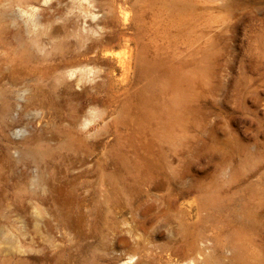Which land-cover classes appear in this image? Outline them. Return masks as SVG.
Returning <instances> with one entry per match:
<instances>
[{"label": "rangeland", "instance_id": "rangeland-1", "mask_svg": "<svg viewBox=\"0 0 264 264\" xmlns=\"http://www.w3.org/2000/svg\"><path fill=\"white\" fill-rule=\"evenodd\" d=\"M46 2L0 0V264H264V0Z\"/></svg>", "mask_w": 264, "mask_h": 264}, {"label": "bare ground", "instance_id": "bare-ground-1", "mask_svg": "<svg viewBox=\"0 0 264 264\" xmlns=\"http://www.w3.org/2000/svg\"><path fill=\"white\" fill-rule=\"evenodd\" d=\"M46 1H48V2H46V3H48L49 5L52 4L53 1H56V2H57V0H46ZM84 1H89V0H84ZM86 5H87V4H86ZM61 8H62V7H61ZM77 12H78V11H77ZM79 16H80V15H79ZM87 16H88V15H87ZM93 25H94V26L98 25V22H94ZM69 74H70V73H69ZM72 74H73V73H72ZM69 76H70V75H69ZM70 77H71V76H70ZM71 78H72V77H71ZM85 89H86V88H85ZM86 90H87V89H86ZM38 121H40V120H38ZM48 185H49V184H48ZM155 188H156V187H155ZM56 189H57V188H56ZM56 189H55V190H56ZM157 190H158V189H157ZM62 191H63V190H62ZM62 191H61V192H62ZM56 192H57V190H56ZM58 192H60V191H58ZM54 193H55V192H54ZM62 193H63V192H62ZM56 194H57V193H56ZM59 194H60V193H59ZM57 195H58V194H57ZM154 196H155V195H154ZM53 198H54V197H53ZM56 199H57V198H56ZM61 200H62V199H61ZM70 210H71V209H70ZM70 210H69V211H70ZM67 211H68V210H67ZM65 212H66V211H65ZM52 221H53V220H52ZM71 222H72V221H71ZM79 222H80V221H79ZM59 224H60V223H59ZM61 224H62V223H61ZM75 224H76V223H75ZM57 225H58V224H57ZM58 226H59V225H58ZM61 226H62V225H61ZM76 226H77V225H76ZM76 226H75V227H76ZM73 227H74V225H73ZM62 228L64 229V226H63ZM57 229H58V228H57ZM125 231H126V230H125ZM55 232H56V231H55ZM57 232H58V230H57ZM59 233H60V232H59ZM65 233H66V232H65ZM61 234H62V233H61ZM59 235H60V234H59ZM94 237H95V236H94ZM50 254H51V253H50ZM127 258H128V257H127ZM131 258H132V256H131ZM131 258H130V260H131ZM44 260H45V259H44ZM126 261H127V260H126ZM128 262H129V260L127 261V263H128ZM124 264H125V263H124ZM129 264H130V263H129ZM131 264H132V263H131Z\"/></svg>", "mask_w": 264, "mask_h": 264}]
</instances>
